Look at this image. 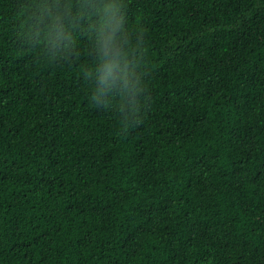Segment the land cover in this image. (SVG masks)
I'll return each mask as SVG.
<instances>
[{
	"label": "trees",
	"instance_id": "16d2710c",
	"mask_svg": "<svg viewBox=\"0 0 264 264\" xmlns=\"http://www.w3.org/2000/svg\"><path fill=\"white\" fill-rule=\"evenodd\" d=\"M38 2L0 0V264H264V0H123L139 90L103 107Z\"/></svg>",
	"mask_w": 264,
	"mask_h": 264
},
{
	"label": "clouds",
	"instance_id": "9594fccd",
	"mask_svg": "<svg viewBox=\"0 0 264 264\" xmlns=\"http://www.w3.org/2000/svg\"><path fill=\"white\" fill-rule=\"evenodd\" d=\"M17 15L28 18L25 36L50 58L73 49L78 43L76 33H84L93 57L86 70L95 85L91 100L103 107L111 93L123 94L131 103L139 89L130 79L133 47L123 0H77L75 4L70 0H39ZM135 47L142 50L139 43Z\"/></svg>",
	"mask_w": 264,
	"mask_h": 264
}]
</instances>
